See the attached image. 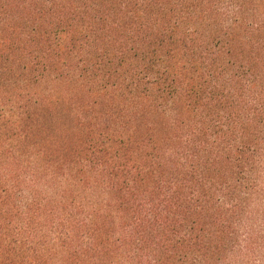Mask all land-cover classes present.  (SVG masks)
Returning <instances> with one entry per match:
<instances>
[{"label":"trees","instance_id":"obj_1","mask_svg":"<svg viewBox=\"0 0 264 264\" xmlns=\"http://www.w3.org/2000/svg\"><path fill=\"white\" fill-rule=\"evenodd\" d=\"M0 264H264V0H0Z\"/></svg>","mask_w":264,"mask_h":264}]
</instances>
